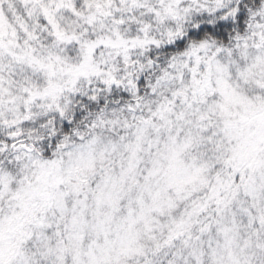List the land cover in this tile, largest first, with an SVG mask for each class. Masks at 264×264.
<instances>
[{"label": "snow or ice", "instance_id": "6c2138e0", "mask_svg": "<svg viewBox=\"0 0 264 264\" xmlns=\"http://www.w3.org/2000/svg\"><path fill=\"white\" fill-rule=\"evenodd\" d=\"M0 264H264V0H0Z\"/></svg>", "mask_w": 264, "mask_h": 264}]
</instances>
